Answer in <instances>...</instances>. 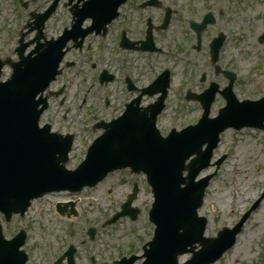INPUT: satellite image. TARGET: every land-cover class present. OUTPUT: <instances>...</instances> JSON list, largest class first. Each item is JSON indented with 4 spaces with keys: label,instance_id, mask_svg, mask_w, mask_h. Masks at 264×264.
<instances>
[{
    "label": "rangeland",
    "instance_id": "1",
    "mask_svg": "<svg viewBox=\"0 0 264 264\" xmlns=\"http://www.w3.org/2000/svg\"><path fill=\"white\" fill-rule=\"evenodd\" d=\"M184 1L186 2V0H181L182 3ZM36 5L37 3L31 4L29 10L24 12L22 10L25 9L20 7L16 0H0V54L3 60L7 58L16 59L14 50L17 47L18 33L29 18V11L35 10ZM16 6L20 8L18 9ZM251 11L263 18V21L256 18ZM240 13L242 17L249 14L250 18L255 20L252 22L253 28L257 32L253 34L243 33L244 39L240 46L237 47L234 44L230 46L231 48L228 47L225 56L235 54L237 61L234 66L239 67L243 73L248 75L250 70L259 66V63L264 64V61H259L261 55L264 56V50H262L264 48H260L257 43L260 32H264V0L245 2L240 5ZM70 22L69 16L55 17L47 29L48 36L55 33L59 34ZM120 30L121 26L118 25L111 32L110 41H108V43L110 42L109 48L103 51H98V48V52L94 49L92 55L89 53V56L81 59V62H86L82 64L84 66L83 74L88 77L89 86L94 79L93 84L91 88L87 89L89 86L84 87L82 80L81 83L79 79L73 81L71 101L74 99L76 105L73 109L68 107L70 112L67 113V122L64 121V112L56 120V123L63 124L64 127L74 126L73 130L70 131L80 133L79 145H77L73 157L74 165L69 166L70 168L78 163L77 158L81 159L80 156L77 157L80 153L79 149L83 147L82 144H85L86 137L91 136L90 127L95 123L93 114L97 112L99 119L103 117L104 119L108 118L107 120L111 119L114 114L112 109L104 108L101 105L102 98L107 96L112 103L118 102L115 105L120 107L121 101V103H124L135 97V92L131 93L125 89L123 79L131 78L136 87L141 89L147 87L163 69L169 66L172 67L173 89L175 91L172 89V92L169 93L166 111L160 118V125L169 131L172 128L182 130L187 126L194 125L200 118L199 103L184 99L186 93L181 91L184 87L200 91L203 86L206 87L209 80L220 82L223 78L222 76L216 77L213 71L206 72L207 62L204 60L203 51H192L191 55L186 58L187 60L184 62L177 60L178 63H174L165 57H159V55L150 56L138 52L123 51L118 48ZM175 30L176 28H173V32H170L167 37H177L174 34ZM138 37L141 38L142 35ZM178 37L179 42H181L182 36L178 34ZM95 45L107 46L106 43H96ZM177 46L179 52L184 49L179 44ZM243 49L249 50L250 55H243ZM77 59L79 62V58ZM167 61L170 62L167 63ZM194 62H197V64H194ZM227 63L228 65L232 64V62ZM93 65H96L95 68ZM104 67H108L109 72L114 73L116 76V81L109 84L106 89H103L97 81L98 73ZM71 69L69 74H71ZM5 71L8 75L11 72L9 68H6ZM73 74H75V71ZM203 74L207 78L205 82L200 83L199 80ZM260 85L264 86V78L262 77L253 82L246 79L238 83L236 89L238 99L240 101L250 98L259 99L262 94L260 93L262 89L258 88ZM191 92L192 95L196 93L195 91ZM83 101L87 103L82 105ZM153 102L154 99L151 98L143 100L144 104ZM91 103L94 105L99 103L100 105L91 109L88 106ZM223 103L225 101L222 98L215 102L216 108L212 109L211 117L218 115ZM80 106L84 110L80 111ZM76 115H78L75 119L76 124H73ZM243 133L238 134L229 130L224 135L219 153L225 151L229 156L216 178L213 179L205 206L200 213L209 219L207 237L216 236L224 227L232 229L245 212L249 210L258 195V191L260 192L259 198L263 196L264 184H260L264 181V147L258 144L259 140L254 133L251 135ZM213 171L214 169H211L209 173H213ZM137 180L140 179L133 177L128 171L112 174L96 191L85 193L81 197L82 201L76 203L75 206L76 216L70 211L61 216L54 205L49 206L44 201L37 202L22 226H19L21 222L15 219L11 226L5 227L6 236L10 239L18 232L20 227L26 229L28 245L25 250L30 255V264H54L70 243L79 248L80 255L77 258V264H90L92 258L96 259V264H111V260L120 259L122 256L129 257L133 254L141 256L140 247L151 240L154 232V226L148 220V211L151 209L153 199L145 184L141 183L143 187L134 204L141 212L137 222L133 223L128 219H122L106 230L101 229V222L106 220L108 214L120 210L121 205L132 191V184ZM246 185L249 188H246ZM109 191H111V195L108 194ZM244 226L242 233L238 236L236 245L216 264H261L264 251V206L254 212ZM92 227L98 230L95 242H90L87 236V230ZM84 241L87 244L81 246ZM190 257V255L181 257L180 263H184ZM137 264H141V261Z\"/></svg>",
    "mask_w": 264,
    "mask_h": 264
},
{
    "label": "water",
    "instance_id": "2",
    "mask_svg": "<svg viewBox=\"0 0 264 264\" xmlns=\"http://www.w3.org/2000/svg\"><path fill=\"white\" fill-rule=\"evenodd\" d=\"M121 1L91 0L81 12H76L78 20L73 34L77 35L81 31L87 18L97 21L96 28L104 24L110 18L108 16L112 15L110 12L116 10ZM66 41L64 39L46 46L40 44L36 50L39 55L37 58H24L26 47L23 46L18 50L22 61L11 64L14 70L11 79L7 83H0V210L8 217L13 213L23 212L33 197L52 188L56 182L58 165L45 160L48 157L44 153L53 146L51 138L56 140L58 137L37 132L36 97L47 84L44 79L54 66V51L61 50L60 43ZM5 65L7 64L0 60V77ZM51 76L52 73L49 78ZM156 115L157 113L153 114V118L143 116L146 117L145 127H142L139 117L129 115V130L120 131L117 136L109 138L108 159L95 160L96 169L100 173L97 179L116 167L131 166L136 172H147L156 197L151 219L157 225V230L156 239L151 246L154 248L158 245V250L149 256L146 264H178L179 256L188 252L194 253V259L189 264H202L213 255H207L209 251H206L209 248L216 250L214 245L218 243L217 240L208 242L204 239L205 222L197 217L208 183L205 181L193 186L187 184L183 172L186 161L193 154H198V158L190 168L202 163L199 156L202 155L200 151L203 142L190 138L187 142L178 144V152H170V141L161 140L159 134L150 128L152 123L155 125ZM150 134L156 135V139ZM112 154L120 156H111ZM152 156L157 157L158 166L149 172L145 163L151 161ZM59 177L64 178V175ZM195 177L196 175L189 178L194 181ZM182 183L187 187L182 188ZM198 243L204 247L199 254L195 253V245ZM1 248L7 249L4 246ZM9 249L17 252V249ZM0 264L10 263L0 260Z\"/></svg>",
    "mask_w": 264,
    "mask_h": 264
},
{
    "label": "flooded vegetation",
    "instance_id": "3",
    "mask_svg": "<svg viewBox=\"0 0 264 264\" xmlns=\"http://www.w3.org/2000/svg\"><path fill=\"white\" fill-rule=\"evenodd\" d=\"M39 1L43 5L38 10L44 6L43 9L45 10L54 0ZM245 2H250V0H186L183 3L181 0H132L124 8L120 41L125 39L129 43H137L138 46H141L143 42H146L147 34L150 31L155 46L159 45L158 41L161 39L159 37L165 32L160 29V26L167 12L169 11V18L172 14L173 23L174 16H177L182 10L186 11L191 7L190 3H194L193 11H197L200 16V19H197L198 22L195 23L201 25L206 22V24L205 29L198 35L197 31L191 28L190 23L187 38L191 43V49L197 52L205 50L206 60L211 61V48L218 43L221 46L218 62L235 63L237 61L235 54L225 56L226 49L234 44L239 47L244 39L243 33L253 34L257 32L253 28L252 21L254 19L250 18L249 14L241 16L240 5ZM246 8L249 10L247 6ZM59 11L58 7L56 13H59ZM67 12L69 13L70 10H67ZM251 13L263 21V18L256 15L254 11H251ZM139 35H142V37L139 38ZM257 43L264 46V32H260ZM90 49L91 47L86 48V50ZM78 53L81 54L82 52ZM262 87L264 86L260 85L258 88L263 90ZM64 103L65 101L61 105L63 106Z\"/></svg>",
    "mask_w": 264,
    "mask_h": 264
},
{
    "label": "bare ground",
    "instance_id": "4",
    "mask_svg": "<svg viewBox=\"0 0 264 264\" xmlns=\"http://www.w3.org/2000/svg\"><path fill=\"white\" fill-rule=\"evenodd\" d=\"M259 172H260V171H259ZM245 187H246V188H249V186H248V185H246Z\"/></svg>",
    "mask_w": 264,
    "mask_h": 264
}]
</instances>
